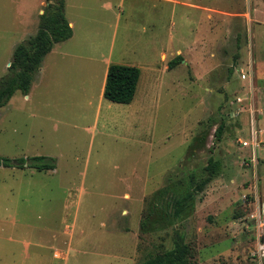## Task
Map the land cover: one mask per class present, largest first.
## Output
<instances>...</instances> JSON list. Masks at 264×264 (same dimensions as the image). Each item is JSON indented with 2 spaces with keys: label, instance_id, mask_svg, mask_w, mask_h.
<instances>
[{
  "label": "rangeland",
  "instance_id": "rangeland-1",
  "mask_svg": "<svg viewBox=\"0 0 264 264\" xmlns=\"http://www.w3.org/2000/svg\"><path fill=\"white\" fill-rule=\"evenodd\" d=\"M66 2L75 36L57 47L64 55L44 58L46 74L34 75L29 97L17 91L0 109L1 156L55 162L45 171L0 166V264L140 263L172 246V229L142 230L150 197L210 157L219 176L179 226L194 260L262 264L243 197L258 184L264 205V0L178 4L175 17L172 5L157 12L152 0ZM48 3L0 0V78ZM109 54L142 70L131 117L99 101ZM177 55L183 61L169 69ZM250 60L253 83L239 76ZM54 66L59 85L48 87Z\"/></svg>",
  "mask_w": 264,
  "mask_h": 264
},
{
  "label": "trees",
  "instance_id": "trees-1",
  "mask_svg": "<svg viewBox=\"0 0 264 264\" xmlns=\"http://www.w3.org/2000/svg\"><path fill=\"white\" fill-rule=\"evenodd\" d=\"M48 2L40 14L37 33L16 46L9 66L10 73L0 78V109L17 91L27 95L31 90L34 75L39 72L44 58L52 51L54 45L73 36V28L66 16V0ZM238 58L236 55V61ZM183 59L182 55H177L168 63L169 69L174 68ZM140 76L141 68L136 65L110 64L104 97L116 103H131ZM224 126L222 120L216 132L218 140L222 137ZM1 165L31 167L39 171L55 169L54 159L46 156L12 160L0 155ZM220 169V161L210 157L207 165L200 170H192L178 179L169 177L167 186L150 197L148 213L141 223L142 230L144 233L153 231L157 224H160L161 230L172 229V246L149 253L138 264H198L194 260V247L187 241L179 226L192 215L197 195L219 176ZM248 197L252 198V193Z\"/></svg>",
  "mask_w": 264,
  "mask_h": 264
},
{
  "label": "crops",
  "instance_id": "crops-1",
  "mask_svg": "<svg viewBox=\"0 0 264 264\" xmlns=\"http://www.w3.org/2000/svg\"><path fill=\"white\" fill-rule=\"evenodd\" d=\"M154 2V5H153V10L155 11V9L157 10V12H159L160 10V4L161 2H165V3H168V5H172V7L170 8L171 10V14H172V17H175L176 15V6L178 4H181L187 8H193V9H198V10H207V6L205 4H202L201 2H199V0H152ZM159 2V3H158ZM67 6H68V3L66 2V10H67ZM43 12V11H42ZM69 20V19H68ZM70 22V25L73 26L72 28L74 29V22L72 20H69ZM75 36V30H73V36L70 38H74ZM68 39V40H70ZM67 41V40H66ZM64 42V41H63ZM61 42L59 43H56L52 49V51L46 56V57H51L54 56V55H64V51L61 50V49H57V47L59 46ZM162 53V52H161ZM69 54V53H68ZM161 56V55H160ZM45 57V58H46ZM103 58V63H104V70H103V76H102V82H101V94H100V99L99 101H102L104 97V88H105V83H106V77H107V72H108V68L110 66V64L112 63H119V64H126V65H134L132 64L131 62H115L112 58V55L109 54L108 57H102ZM45 60V59H44ZM125 61V60H123ZM44 62V61H43ZM43 62H42V66L39 70V74H40V78L43 79V77L45 76L46 74V70H45V67L43 66ZM251 62V60H250ZM169 68V67H168ZM241 69L244 70L243 68H240L239 70V73L241 74ZM52 70H53V77L51 78V82H49L48 84V87H51V86H54V87H58L57 85H59V78H57V71H58V68L57 67H52ZM245 71V70H244ZM240 76V75H239ZM142 77H143V73H142V70H141V76H140V79H139V82H138V86H137V90H136V94H135V97L133 99V101L129 104H122L123 106H125V108H128L129 112H130V117L133 116L132 112L131 111H134L132 108L135 104V101H137V97H138V92H139V89L141 87V84H142ZM241 78V77H240ZM242 80V79H241ZM249 80V79H248ZM243 81V80H242ZM33 85V84H32ZM32 88V87H31ZM85 89H88L87 87ZM146 90V89H145ZM145 96H147L148 92L145 91ZM55 95H59V92ZM26 97L28 98V94L26 95ZM87 97V96H86ZM91 99H93V97L91 96L90 97V101H92ZM106 99V98H105ZM110 101V100H109ZM112 102V101H111ZM116 103V102H115ZM117 104H121V103H117ZM109 107H112V106H109ZM263 192V195H264V185H263V190L261 191Z\"/></svg>",
  "mask_w": 264,
  "mask_h": 264
},
{
  "label": "built area",
  "instance_id": "built-area-1",
  "mask_svg": "<svg viewBox=\"0 0 264 264\" xmlns=\"http://www.w3.org/2000/svg\"><path fill=\"white\" fill-rule=\"evenodd\" d=\"M240 72H241L240 77L242 80L249 79L253 83L254 70H253L252 61L250 62L248 72H245L242 69ZM241 99L242 98H239V100ZM251 99H252V105H253L254 97H251ZM253 135L254 137H253L252 145L256 151V146L258 145L256 141V136H257L256 131H253ZM244 144L248 145L249 142L245 141ZM254 188L255 190L252 192L253 197L249 198L248 195H245L243 199L245 201V204H248L254 208V210L250 214V218L255 220L256 227H257V249H256L257 253L255 256H257L258 260L262 264H264V228H263L264 227V205L261 201L258 184H256Z\"/></svg>",
  "mask_w": 264,
  "mask_h": 264
}]
</instances>
